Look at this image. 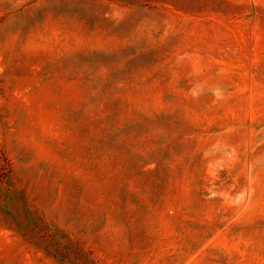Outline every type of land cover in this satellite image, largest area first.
I'll return each mask as SVG.
<instances>
[{
    "label": "rangeland",
    "instance_id": "rangeland-1",
    "mask_svg": "<svg viewBox=\"0 0 264 264\" xmlns=\"http://www.w3.org/2000/svg\"><path fill=\"white\" fill-rule=\"evenodd\" d=\"M0 264H264V0H0Z\"/></svg>",
    "mask_w": 264,
    "mask_h": 264
}]
</instances>
